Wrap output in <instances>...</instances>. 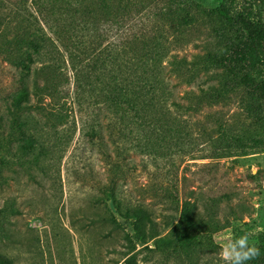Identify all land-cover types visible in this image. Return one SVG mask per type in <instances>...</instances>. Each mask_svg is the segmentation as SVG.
<instances>
[{"label": "rangeland", "instance_id": "obj_1", "mask_svg": "<svg viewBox=\"0 0 264 264\" xmlns=\"http://www.w3.org/2000/svg\"><path fill=\"white\" fill-rule=\"evenodd\" d=\"M142 1L139 13L142 19H137V24L157 25L165 30L173 47L171 52L188 61L203 58L207 52L214 54L223 44L225 38L218 34L223 19L212 12L221 2L231 12H249L252 16L260 13L264 18V0H194L189 4L177 0ZM169 6L181 13L189 8L195 21L177 27L175 22L157 16ZM224 28L230 34L227 26ZM99 29L101 35L96 39L94 54L103 51L112 40L107 23ZM82 32L83 41L77 48L84 49L90 37ZM76 33L79 37V32ZM51 37L59 50L54 61L57 70L50 74L41 71L42 63L49 60L42 56L26 80L30 102L44 109L29 112L35 120L28 122L26 129L38 139V145L30 151L18 149L17 131L11 133V142L6 141L9 138L6 106L10 94L18 88L9 73L16 76L20 73L0 55V253L11 258L12 264L121 262L129 248L111 225L100 222L101 213L115 214L129 231V223L114 204L145 205L164 235L176 222L185 198L195 199L199 210L206 214V231L200 234L201 244L191 251L192 264H226L224 249L240 235L247 234L249 243L257 249L264 244V134L245 120L238 104L239 93L230 90L224 100L211 107L227 128L229 143L221 145L233 142L230 134L254 137V142L247 139L242 144L233 143L226 156H219L223 152L210 140L207 122L196 116L188 122L191 136L181 149L174 150L171 141H162L160 144L165 147L151 154L138 149L127 153L114 147V137L109 135L108 120L102 117L96 90L93 97L88 92L76 97L75 69L62 41L61 45L55 36ZM68 42L73 45L74 40ZM86 74L94 72L86 70ZM228 76L224 68L209 66L189 85L175 86V92L180 98L184 89L217 85L219 79L225 82ZM44 78L59 82V92L53 96L34 94L36 83H49ZM175 81L171 79L172 83ZM92 84L98 85L93 80ZM46 113L63 117L47 118ZM91 127L101 129V138L90 136ZM135 143L126 140L123 146L130 148ZM169 144L171 148H167ZM115 161L124 164L123 177L116 176L120 172H116ZM183 174L189 185H176ZM112 177H117V184L105 185ZM106 190L113 196L108 198ZM149 244L153 247L152 241ZM140 248L137 245L135 251ZM137 258V264H158L163 254L141 248ZM186 261L184 254H180L178 259L171 257L165 264H186Z\"/></svg>", "mask_w": 264, "mask_h": 264}, {"label": "trees", "instance_id": "obj_2", "mask_svg": "<svg viewBox=\"0 0 264 264\" xmlns=\"http://www.w3.org/2000/svg\"><path fill=\"white\" fill-rule=\"evenodd\" d=\"M177 1L189 4L194 0ZM140 5H143L142 0H0V55L20 73L16 76L8 71L18 88L10 94L6 106L7 142H11V133L17 131L20 151H30L38 145L37 137L29 133L26 127L28 122L35 120L34 114L29 112H43L44 109L42 105L30 102L26 80L42 56H47L49 60L42 63L41 71L50 74L57 70L54 61L59 50L51 35L60 44L62 41L75 69L76 97L86 96L87 92L89 97H93L96 90L97 99L101 102L99 109L103 111L102 117L108 120L109 135L114 137L112 142L117 150L151 154L165 147L160 144L162 141H171L174 150H179L190 138L188 122L196 116L207 122L210 140L216 142L223 152L219 156H226L225 152L233 143L242 144L247 139L254 142V137L230 134L233 142L221 145L223 142L229 143L226 142L227 128L211 107L224 100L230 90L239 93L238 104L245 120L253 127L255 124L264 134L263 16L260 13L252 16L249 12H231L221 2L212 12L223 19L224 25L221 32L218 31L219 37L225 38L223 44L214 54L207 52L203 58L188 61L171 52L173 47L165 30L157 25L148 27L137 24V19H142L139 15ZM183 10L184 13H181L169 6L157 16L170 23L175 22L177 27L193 23L195 18L189 8ZM104 23L112 33V40L103 51L94 54L96 39L101 35L99 28ZM224 26H227L230 34L225 33ZM82 31L90 37L84 49L77 48L83 41ZM76 32H79V37ZM69 39L74 40L73 45L68 42ZM83 60L85 62L81 63ZM209 66L227 70L228 80L222 82L219 79L217 85L207 84L199 86L197 90L184 89L178 98L175 86L189 85L201 70ZM86 70L94 74L88 75ZM172 78L176 79L173 83ZM92 80L98 85H93ZM44 82L49 83L35 84L34 94L53 96L59 92V82L45 78ZM45 116L54 119L63 117L54 113H46ZM98 116L101 117V114ZM101 132V129L92 128L90 136L99 139ZM126 140H135L136 143L125 148L123 143ZM170 144L167 148H171ZM114 165L116 172H120L116 176L123 177L121 171L124 172V164L115 161ZM116 180L117 177H112L105 185H116ZM187 180L188 177L183 174L176 185H189ZM106 196L109 198L113 194L106 190ZM198 206L195 199H183L176 222L163 235L147 206L121 207L115 203V209L129 223L130 230L123 228L115 214L101 213L100 222L111 225L118 238L124 239L125 246L129 248L123 260L113 264H137V254L141 248L163 254L158 264H165L171 257L178 259L180 254L186 257V264H192L191 251L201 244L200 234L206 231V214ZM149 241L153 242V247ZM137 245L141 248L135 251ZM0 264H12V260L0 253ZM246 264H264V244Z\"/></svg>", "mask_w": 264, "mask_h": 264}, {"label": "clouds", "instance_id": "obj_3", "mask_svg": "<svg viewBox=\"0 0 264 264\" xmlns=\"http://www.w3.org/2000/svg\"><path fill=\"white\" fill-rule=\"evenodd\" d=\"M259 252L255 246L249 243L247 234L240 235L230 240L223 252L226 264H246Z\"/></svg>", "mask_w": 264, "mask_h": 264}]
</instances>
